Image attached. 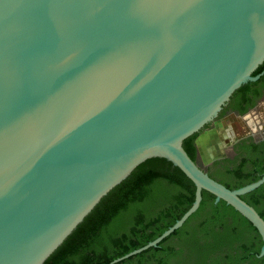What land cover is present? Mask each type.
<instances>
[{
	"label": "water",
	"instance_id": "obj_1",
	"mask_svg": "<svg viewBox=\"0 0 264 264\" xmlns=\"http://www.w3.org/2000/svg\"><path fill=\"white\" fill-rule=\"evenodd\" d=\"M264 60V0H0V264H43L140 163L163 157L261 235L183 145ZM111 262V263H112ZM110 263V264H111Z\"/></svg>",
	"mask_w": 264,
	"mask_h": 264
},
{
	"label": "trees",
	"instance_id": "obj_2",
	"mask_svg": "<svg viewBox=\"0 0 264 264\" xmlns=\"http://www.w3.org/2000/svg\"><path fill=\"white\" fill-rule=\"evenodd\" d=\"M262 66L252 74H258ZM250 84L251 81L242 84L233 94ZM198 133L183 141L193 159ZM239 146L253 151L257 144L243 141ZM251 162L255 160L248 156L241 157L238 163L216 160L210 175L229 188H237L263 175L264 155L259 164L246 170ZM194 194V182L179 167L163 157L148 158L99 201L43 264H110L158 237L191 206ZM242 198L264 218V183ZM214 199L212 193L203 189L198 209L182 226L156 246L111 264H129L134 260H138L137 264H240L249 253L235 254L233 250L238 249L235 244L243 233L242 227L253 225L224 200ZM254 230L257 231L256 227ZM260 243L251 257L258 252Z\"/></svg>",
	"mask_w": 264,
	"mask_h": 264
},
{
	"label": "flooded vegetation",
	"instance_id": "obj_3",
	"mask_svg": "<svg viewBox=\"0 0 264 264\" xmlns=\"http://www.w3.org/2000/svg\"><path fill=\"white\" fill-rule=\"evenodd\" d=\"M261 65L263 66L259 72V78L255 81H251V84L238 94H232L215 117V119L229 115L242 117L248 121L250 131L237 137L233 142L227 145L224 156L211 159L204 164L200 163L198 160L197 154L199 153V149L196 145V140H194L196 149L195 160L201 164V166L205 167L209 174H211L214 168L213 163L216 160L230 159L235 160V163H237V160L241 157L248 156L255 160V163L251 162L252 166H250V168L246 166V170H248V168L251 170L256 166L255 164H259V158L264 155V60L259 66ZM212 123L213 121L207 124L205 129H207ZM243 141L244 143H256L257 147L253 149V151L242 149L239 145L242 144ZM254 227L255 226L249 225L242 227L243 233L237 243L240 247L237 250H233L235 254L249 253V257L242 260L240 264H264V253L262 255L259 254L263 241L259 232L254 230ZM259 242L261 243L259 244L258 252L251 257L250 254H253L252 251ZM241 245H243V247H241Z\"/></svg>",
	"mask_w": 264,
	"mask_h": 264
},
{
	"label": "rangeland",
	"instance_id": "obj_4",
	"mask_svg": "<svg viewBox=\"0 0 264 264\" xmlns=\"http://www.w3.org/2000/svg\"><path fill=\"white\" fill-rule=\"evenodd\" d=\"M249 131L250 126L248 125V121L242 117L229 115L215 119L207 129H204L197 135V137L203 136L205 139L202 150L200 149L198 153L199 155L197 154L198 160L200 163L204 164L209 162L211 159L224 156L226 153V146L233 142L237 137L242 136ZM217 141L220 145H222L221 147L216 146L218 145ZM240 160L241 158L237 160V163ZM250 164L251 163L247 164L249 168L252 166V164ZM218 178L221 177L219 176ZM173 241L175 244L178 242L177 238H174ZM173 241H170L169 243H172ZM235 247L239 248L237 244H235ZM137 262L138 260H134L129 264H137Z\"/></svg>",
	"mask_w": 264,
	"mask_h": 264
},
{
	"label": "crops",
	"instance_id": "obj_5",
	"mask_svg": "<svg viewBox=\"0 0 264 264\" xmlns=\"http://www.w3.org/2000/svg\"><path fill=\"white\" fill-rule=\"evenodd\" d=\"M204 141H205V139L203 136L197 137L196 145H197L199 151H200V149L202 150V146H204Z\"/></svg>",
	"mask_w": 264,
	"mask_h": 264
},
{
	"label": "bare ground",
	"instance_id": "obj_6",
	"mask_svg": "<svg viewBox=\"0 0 264 264\" xmlns=\"http://www.w3.org/2000/svg\"><path fill=\"white\" fill-rule=\"evenodd\" d=\"M221 140V139H220ZM218 142V141H217ZM217 144V143H216ZM217 147H221V145L219 144V142H218V145H216ZM210 150V149H209Z\"/></svg>",
	"mask_w": 264,
	"mask_h": 264
}]
</instances>
